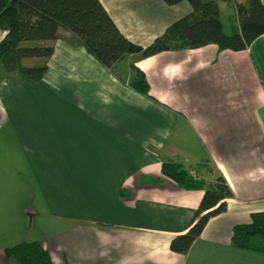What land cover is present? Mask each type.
<instances>
[{
    "label": "crops",
    "instance_id": "obj_1",
    "mask_svg": "<svg viewBox=\"0 0 264 264\" xmlns=\"http://www.w3.org/2000/svg\"><path fill=\"white\" fill-rule=\"evenodd\" d=\"M101 1L143 47L192 11L186 0ZM247 1L220 2L227 32ZM59 34L46 42L44 83L0 64V264H19L5 249L34 240L53 264H264V253L231 244L234 225L264 210V34L238 51L209 43L131 56L115 71L70 30ZM131 60L151 96L130 85ZM166 161L207 182L223 175L233 190L186 253L170 242L204 189L177 185Z\"/></svg>",
    "mask_w": 264,
    "mask_h": 264
},
{
    "label": "trees",
    "instance_id": "obj_2",
    "mask_svg": "<svg viewBox=\"0 0 264 264\" xmlns=\"http://www.w3.org/2000/svg\"><path fill=\"white\" fill-rule=\"evenodd\" d=\"M176 4L184 0H165ZM191 13L176 20L146 47L132 42L118 27L101 0H0V26L5 30L0 40V64L8 72L17 71L29 79L44 83L48 59L54 46L47 41L59 38V29L76 34L85 47L105 66L115 71L128 57H149L156 53L182 48H197L216 43L220 49L243 50L264 34V1L237 3L239 25L227 32L220 14V2L226 0H186ZM25 58H40L35 65ZM130 85L151 96L146 73L131 60ZM162 172L185 188H203L204 194L194 219L185 233L174 235L170 246L186 253L199 238L209 219L226 210L233 190L223 175L210 182L191 175L181 163L166 161ZM123 191L121 190V193ZM234 247L264 253V210L251 214L249 222L232 229ZM19 264H53L49 249L39 240L23 241L5 249Z\"/></svg>",
    "mask_w": 264,
    "mask_h": 264
},
{
    "label": "built area",
    "instance_id": "obj_3",
    "mask_svg": "<svg viewBox=\"0 0 264 264\" xmlns=\"http://www.w3.org/2000/svg\"><path fill=\"white\" fill-rule=\"evenodd\" d=\"M191 175L195 178H198V175L195 173V171H191Z\"/></svg>",
    "mask_w": 264,
    "mask_h": 264
}]
</instances>
